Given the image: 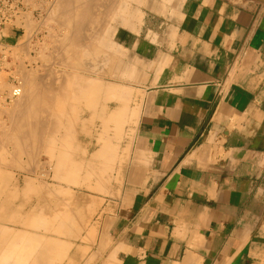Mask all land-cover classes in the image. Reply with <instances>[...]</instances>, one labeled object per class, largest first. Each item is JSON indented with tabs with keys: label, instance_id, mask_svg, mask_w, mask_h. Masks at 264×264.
<instances>
[{
	"label": "crops",
	"instance_id": "1",
	"mask_svg": "<svg viewBox=\"0 0 264 264\" xmlns=\"http://www.w3.org/2000/svg\"><path fill=\"white\" fill-rule=\"evenodd\" d=\"M139 8L142 22L121 21L113 36L131 68L112 113L123 105L131 119L99 242L116 243L112 264H264V0ZM24 174L10 182L15 209L52 216L53 191H27Z\"/></svg>",
	"mask_w": 264,
	"mask_h": 264
},
{
	"label": "rangeland",
	"instance_id": "2",
	"mask_svg": "<svg viewBox=\"0 0 264 264\" xmlns=\"http://www.w3.org/2000/svg\"><path fill=\"white\" fill-rule=\"evenodd\" d=\"M117 0H109V2H112V3H110V5H112L111 6V14H113V15H111L112 17H111V23L109 24H107L106 22L104 23V24H102L101 25V29L104 27V28H106L107 27V29L109 30V31H111L110 32V35L109 36H111V37H109L110 39H109V41H107L106 43H105V40L104 39H106L105 38V36H106V31L105 30H103V34H102V32L99 34L100 35V38H98V37H93V39H91V40H89L92 44H93V46L95 47V50H93L91 47L92 46H90V48H89V50H88V52L90 53V56L88 57V58H95V56H96V58L98 59V61L100 62L101 61V63H100V67H98V68H91L92 70L93 69H95V70H93L94 72H97L98 74H97V76H95V78L96 79H99V81H101L102 82V84H101V82L99 83V90H98V92H94V91H87V92H81L80 90H78V89H76L75 87V89L73 88L71 91H70V93H69V96H71L70 94H74L73 92L75 91V93L76 94H74L73 96H71V97H67V95L65 96V99L66 100H64V98H62V100H64V101H66L65 102V104H64V107H65V111H68V114L66 113V115L64 116V117H61V119H60V121H59V123H61V124H63V126H65L64 128H62L60 131H53V130H51V129H47L48 130V133H49V135H45L46 136V138H47V140H46V138L45 139H43V143L41 142V146H38V148H40V151L42 150V151H46V150H51L52 151V149L53 150H57V147L58 148H61V146H62V144H61V140H60V138L62 139L63 138V140L66 142V144H70V143H72V145H69V147L67 146V148H69V149H67L68 151L66 152V158H67V162H65L63 165H62V167H61V169L63 170V172L64 173H62L61 174V176H60V179H59V181L56 183L57 185V188H56V190H54L53 191V194H54V204L55 203H58L59 205H61L62 207H63V209H64V211L66 212V214L65 213H63L64 214V216L65 217H63V214H61V215H59V216H57V218L59 219V221H58V219L56 218V217H54V220L55 219H57V220H55V223L57 224V223H60V224H57V225H55L54 224V228H52V225H50V223L52 222L51 220L53 219V218H51L50 216H47L46 215V213H45V211H41V210H35V211H33V213H32V216L30 215V218L31 217H33L34 218V215L33 214H36V216H39V218L38 217H36V218H28V220H29V222H28V220H27V222L25 221H23L24 219H23V217L21 218L20 217V213H19V210L17 209H15V206H14V210L12 209V211L11 210H9L8 212H7V210L5 211V210H1V213H2V211H5V213H7V214H9L8 216H12V214H14L13 216H12V218L11 219H13V218H15V220L12 222V221H10L11 223H9V220H11V219H9L8 218V216L6 217V215L7 214H5V215H3L4 214V212L2 213V215H1V224L3 225H1V248L2 247H4V248H2L3 250H5L4 252L1 250V252H3L4 254H3V258H4V255H5V257L7 256L6 255V253H8L11 249H12V246L13 245H15L16 246V248H18L19 249V247H21V244H20V240L19 239H17V238H22L23 239V232H21L19 229H21V226L22 225H24V224H30V227L31 228H33L32 227V225L35 227V228H33V230H32V232H30V233H32L34 236H32L31 234L30 235H27L26 234V236L28 237V236H31L30 237V240H35V239H32V237L34 238V237H36L37 239L36 240H38L39 239V241H40V243H41V240L42 241H45L46 240V238H47V240L52 236V238L54 239V242L55 243H53L54 245H52V242H53V240L50 238V240L49 241H45L46 243H45V247H46V245H47V249H48V251H49V253H48V251H46V248H45V250L43 249V251L45 252V253H47V255L45 256V258L47 257V256H51L53 253H52V250H53V246H56L58 243L57 242H61V243H59L58 244V246L60 247L61 246V244H62V249H61V247L59 248V247H54L55 249H54V251H56L55 253H57V254H55V256L53 255L52 257H56V259L55 258H53V260H54V264L56 263V264H60V262H61V264H71V262H73V263H75V264H77V262H76V260L77 261H80V262H78V264H84L83 262H88L89 261V258H90V260L92 261V264H94V263H96V261H98V260H96L97 259V257H99V258H105L106 256H107V251H108V248H109V246H116L115 244V242H113L111 239H109L110 240V242H111V244H100V242H99V239H100V237H101V231H100V229L101 228H105V227H102V222H103V220H104V215H106V214H108V213H110V212H112V207H111V202L109 201V199L110 198H112V197H114V195H115V193H113V189L116 187V183H117V177H116V169L114 168V166H115V164H116V162L118 161V158H119V155H120V152H122V147H123V143H124V141H125V138H126V133H125V126H126V123H128V121L131 119V117H130V119L128 120V118H127V116L123 113V115L121 116V119H122V123H121V125H116V123H113L112 122V124H111V122H109V116L112 114V110H114V109H116V107L118 106L117 104H116V101H119L118 99H116L115 98V96L116 95H111L110 94V88L111 87H115V88H118L117 89V92L118 91H120V93L118 92L117 93V96H120V95H123V94H126L127 93V88H126V86H122V85H116V81H120V82H118V83H126L127 81H130V77H127V73H126V69H128L129 67L131 68V66L129 65V64H131V60L129 59V57L127 56V54L125 53V51H123V50H119L116 46H115V44L113 43V36H114V33L116 32V29H117V27H119V26H127L126 24L124 25V24H121V23H124V22H131V21H137V22H139V23H141L142 22V20H143V16H144V13L140 10V8L138 9V7H147V6H149V8L151 9V10H153V7H155L157 10H159L160 12H163V0H118V2H116ZM123 1V2H122ZM114 2V3H113ZM118 4V5H116V4ZM114 4H115V6H114ZM129 6V7H128ZM114 7V8H113ZM124 7V8H123ZM118 10V11H117ZM96 11V10H95ZM116 12H118V13H116ZM117 14V15H116ZM125 14V15H124ZM127 15V16H126ZM117 16V17H116ZM59 15H57V17L54 19V21L56 22H54L53 21V19L50 21V22H52V23H49V24H52L51 25V27H50V25L49 26H46L45 28H47V29H44V27H43V29H41V31H40V33H38V36H36L37 38H35V39H38V41L37 40H35V39H33V41H30V43H28V41H26V37L24 36L23 37V39L21 40L22 41V43L24 44V42H25V44L22 46V43L20 44L21 46L18 48V49H16L17 48V46H14V44H13V48H11L10 49V52H11V58H13V59H15L16 57L15 56H17L18 54H19V56H17V59H15V60H13V59H11L10 61H5V62H3L2 64V66H3V70H1L0 71V78H3L2 80L0 79V96H2L1 98H0V178H1V185H0V187H1V199L3 200L4 199V195L5 194H7V196H8V199L9 200H11V201H15V199H16V195L18 194V188L16 187V186H14V185H11L10 184V182H13L14 180H15V178H17L19 175H18V173L19 172H25V173H27V174H24V175H28V176H30V177H33V179H37V178H40V180H42V181H48V178H46V176H44L43 177V174L44 175H48L47 173H51L52 172V167L51 166H48V164L46 163V158L44 157V154H43V158L41 159V160H39L38 162L40 163H38L36 160H35V156L34 155H38L37 154V144H35V145H33V144H31V143H28V145H30V149H29V146L28 145H26L24 148L26 149V151L27 152H29V153H27V152H25L24 153V155H21L18 151H17V148L19 147L18 145H15V146H17L16 148H15V146H13L14 144H5L4 145V143H6L5 141H4V139L6 138L5 137V135L4 136H1V133H2V131H5L4 132V134H8V131H9V135H7L6 134V136H7V138L8 137H10V136H12V137H14L13 139H15V136H16V134H15V131L12 133V131H11V133L12 134H14V135H10V129L13 127V125H12V121H10V116H8V115H10V112H11V107L12 106H9L10 105V103H8L7 102V99L6 98H4L5 96H3L4 94H1V92H3V91H5L4 93H8L9 95V99H11V97H12V95H11V91L9 92L8 91V89H10L11 90V85L12 86H14L13 85V79H20L19 80V82L20 81H22V79H23V77H22V79H21V74H24V73H26V72H28L27 70H31L30 69V66H31V68H32V71L34 72V71H36L35 73H37V75L39 76V78L41 79L42 78V76L43 77H45V79L50 75V72H54L55 74L56 73H58V74H60V75H64V74H66V71H68V72H70L69 71V69H66V68H63V66H61V62H62V59H63V54H64V56H65V54H66V52H67V55H68V51L69 50H73L74 52H73V56H76V58H78L79 56H82V53L81 52H83V53H85V50L83 49V48H81V47H79V48H76L75 50L73 49V48H75V47H73V48H70V49H65V50H57L56 48H58L59 46H62L61 44L64 42L63 41V37H64V35H66V32H67V28L64 26H62V24H59L60 22L58 21L59 20ZM115 17V18H114ZM58 18V19H57ZM57 19V20H56ZM78 19V18H77ZM109 19V18H108ZM127 19V20H126ZM106 20H107V17H106ZM106 20H104V21H106ZM114 20V21H113ZM124 20V21H123ZM80 21V20H79ZM122 21V22H121ZM57 22H58V24H57ZM119 22H121L120 24H119ZM54 23V24H53ZM56 24V25H55ZM53 26V27H52ZM60 26V28H58ZM62 26V27H61ZM92 26H94V27H92ZM49 28H52L51 29V31H49L48 29ZM96 28V29H95ZM97 26H95L94 25V23H91L90 24V29L91 30H97ZM56 29H57V31H56ZM112 29V30H111ZM49 31V33L52 35V34H54V35H50L49 33H48V31ZM66 30V31H65ZM62 31V32H61ZM65 33H64V32ZM113 31V32H112ZM54 32V33H53ZM57 33V34H56ZM112 33V34H111ZM40 34V35H39ZM96 34V33H95ZM46 36V38H45V36ZM50 35V36H49ZM54 36V37H53ZM101 36L103 37V38H101ZM51 37H52V39H51ZM61 37V38H60ZM98 38V39H97ZM43 39V40H42ZM55 39V40H54ZM60 39V40H59ZM62 39V40H61ZM97 39V40H96ZM50 40V41H49ZM54 40V41H53ZM102 40H103V43H102ZM20 41V42H21ZM98 41V42H97ZM12 42V40L11 41H9V43H11ZM32 42V43H31ZM34 42V43H33ZM28 43V44H27ZM53 43V44H52ZM96 43H98V44H96ZM101 43V44H100ZM105 43V44H104ZM109 43V47L107 46V44ZM30 44V45H29ZM34 45V47H33V45ZM102 44H104V45H102ZM19 45V44H18ZM49 45V46H48ZM52 45V46H51ZM101 45H102V47H101ZM106 45V46H105ZM27 47L28 46V48L26 49L25 47ZM32 46V47H31ZM46 46V47H45ZM47 46H48V49L49 50H47ZM51 46V47H50ZM58 46V47H57ZM96 46H98L97 48H96ZM105 46V47H104ZM44 47L46 48V50L44 49ZM23 48V49H22ZM40 48L42 49V50H40ZM101 48V49H100ZM102 48H104V49H102ZM16 49V50H15ZM43 49H44V52H42L43 51ZM54 49V50H53ZM79 49V50H78ZM99 49V50H98ZM22 50V52H20ZM25 50H29V51H31V52H26ZM80 50H81V52H80ZM83 50V51H82ZM101 50V51H100ZM109 50H111V51H108ZM117 50V51H116ZM13 51L15 52V53H13ZM19 52V53H17V52ZM34 51V52H33ZM46 51H48V52H46ZM56 51V52H55ZM64 51V52H63ZM78 51V52H77ZM94 51V52H93ZM98 51V52H97ZM103 51V52H102ZM25 52V53H24ZM58 52L59 53H61V52H63L62 54H61V56H60V54H58ZM70 52V51H69ZM91 52H93V53H91ZM28 53V54H27ZM34 53V54H33ZM41 53V54H40ZM44 53V54H43ZM52 54V55H50V54ZM55 53V54H54ZM81 53V54H80ZM95 53H96V55H95ZM99 53V54H98ZM111 54L110 55V57L111 58H108L109 60H110V62H109V65L111 66H113L114 67V69H107V68H109L110 66H108L107 65V63H108V61L105 63V61H106V55L107 54ZM13 54H15L14 56H13ZM78 54H79V56H78ZM106 54V55H105ZM23 55V56H22ZM28 55V56H27ZM43 55H45L46 57H43ZM50 55V57H48ZM57 55V56H56ZM93 57H92V56ZM95 55V56H94ZM27 56V57H26ZM39 56V57H38ZM40 56H42V57H40ZM60 56V57H59ZM19 57V58H18ZM25 57V58H24ZM30 57H32V58H34V59H30ZM37 57V58H36ZM48 57V58H47ZM52 57V59H51V61L50 60H48V59H50ZM62 57V58H61ZM67 57V56H66ZM65 57V58H66ZM126 57H127V59H126ZM113 58H115V59H113ZM119 58V59H118ZM123 58V59H122ZM20 59V60H19ZM30 61H32L31 62V64L29 63V60ZM39 59V60H38ZM59 59V60H58ZM17 60V61H16ZM27 60V61H26ZM45 60V61H44ZM14 61V62H13ZM20 61V62H19ZM35 61V62H34ZM40 61H42V62H40ZM50 61V62H49ZM59 61H61V62H59ZM112 61H113V63H112ZM124 61V62H123ZM15 64V66H14V64ZM19 62V63H18ZM21 62H22V64H21ZM45 62V63H44ZM46 62L48 63H51V67H52V69L50 68V69H47L48 68V64H47V67L45 66V64H46ZM127 62V63H126ZM9 63H10V65H9ZM18 63V64H17ZM121 65H120V64ZM24 64V65H23ZM36 64V65H35ZM42 64H44L43 66H42ZM60 64V65H59ZM105 65V67L106 68H103L104 67V65ZM12 65V66H11ZM20 65H21V67H23L21 70H18V68L20 67ZM27 67H26V66ZM108 67H107V66ZM46 68H45V67ZM121 66V67H120ZM126 66H128V67H126ZM12 67V68H11ZM20 67V68H21ZM37 68V70H36V68ZM39 67L40 68H43V69H39ZM5 68H8V71H6V69ZM15 68V69H14ZM19 68V69H20ZM27 69V70H25V69ZM101 68V69H100ZM16 69H17V71H16ZM34 69V70H33ZM90 69V70H91ZM121 69V70H120ZM50 70H52V71H50ZM55 70H57V71H55ZM61 70V72L63 71H65L64 73L62 72V73H60L59 71ZM91 70V71H92ZM110 70V71H109ZM13 71V72H12ZM23 71V73H21V72ZM25 71V72H24ZM38 71V72H37ZM48 71V72H47ZM50 71V72H49ZM102 73H101V72ZM130 71V70H129ZM129 71H127V72H129ZM19 74H18V73ZM47 72V73H46ZM40 73V74H39ZM45 73H46V75H45ZM106 73V74H105ZM108 73V74H107ZM111 73V74H110ZM43 74V75H42ZM133 74V73H132ZM40 75H42L41 77H40ZM45 75V76H44ZM20 76V77H19ZM37 76V77H38ZM100 76V77H99ZM101 76H103V79H102V77ZM128 76H131V75H129L128 74ZM5 77V78H4ZM15 77V78H14ZM17 77H19V78H17ZM39 78H37V80H39ZM4 79H6V81H8V82H5L4 81ZM8 79V80H7ZM105 79V80H104ZM44 80V79H43ZM40 81V80H39ZM5 82V83H4ZM7 85V86H6ZM9 85H10V87H9ZM103 85V86H102ZM101 86V87H100ZM102 88V89H101ZM104 88V89H103ZM106 89V90H105ZM108 90V91H107ZM102 92V93H101ZM81 93V94H80ZM122 93V94H121ZM120 94V95H119ZM76 95H78V96H76ZM84 95V96H83ZM91 95V96H90ZM101 95V96H100ZM7 96V97H8ZM11 96V97H10ZM90 96V97H89ZM97 96V97H96ZM73 97H77L78 99H74ZM86 97V98H85ZM89 97V98H88ZM95 97H96V99H95ZM114 97V98H113ZM2 98H4L5 100V102H3V99ZM13 98V97H12ZM17 98H19V97H16L15 99H17ZM67 98L69 99V101H67ZM70 98H73V99H70ZM79 98H80V100H79ZM92 98V99H91ZM95 99V100H94ZM89 100V102H90V104L91 105H89V102H87ZM79 101H80V103H79ZM84 101H85V103H84ZM91 101H93L94 103H91ZM7 103V104H6ZM84 104V105H83ZM75 105V106H74ZM80 105V106H79ZM86 105V106H85ZM88 106H90L88 109H86V107H88ZM67 107V108H66ZM85 107V108H84ZM104 108V109H103ZM6 111H5V110ZM85 109V110H84ZM71 110V111H70ZM78 112H77V111ZM81 110V111H80ZM88 110H90V111H88ZM74 111H75V113H74ZM8 113V114H7ZM93 113H94V115H93ZM5 114H7V115H5ZM95 114H96V116H95ZM68 116V117H67ZM106 116V117H105ZM96 117V118H95ZM105 118H106V120H105ZM73 119V120H72ZM8 120H9V123H8ZM77 120V121H76ZM66 121V122H65ZM72 121V122H71ZM102 121V122H101ZM89 122V123H88ZM11 123V124H10ZM71 123V124H70ZM7 124V125H6ZM68 124V125H67ZM5 125L6 126H9V127H6L7 128V130L5 129ZM10 125L12 126V127H10ZM67 126H69V127H67ZM84 126V127H83ZM93 126V127H92ZM108 126V127H107ZM123 127V128H122ZM9 128V129H8ZM81 128V129H80ZM15 130H16V128H14ZM69 129H71V130H69ZM122 129V130H121ZM12 130H13V128H12ZM69 130V131H68ZM72 130H74V131H72ZM107 130V131H106ZM121 130V131H120ZM53 131V132H52ZM72 131V132H71ZM46 132V131H45ZM107 132V133H106ZM118 132V133H117ZM53 133V135H51ZM57 133V134H56ZM72 133L74 134L73 136H72ZM65 134V135H64ZM69 134V135H68ZM3 135V134H2ZM58 136V138L56 137V136ZM90 135V136H89ZM100 135V136H99ZM117 135V136H116ZM64 136L67 138H64ZM70 136V137H69ZM108 136V137H107ZM120 136V137H119ZM3 137V138H2ZM49 137V138H48ZM52 138H55L56 139V141H58L56 144L58 145H56L54 142H52L51 141V139ZM100 138V139H99ZM102 138L105 140V141H102ZM108 138V139H107ZM2 139V140H1ZM10 140L12 139V138H9ZM8 139V140H9ZM16 139H17V137H16ZM121 139V140H120ZM45 140L47 141V142H45ZM67 140V141H66ZM97 140V141H96ZM108 140V141H107ZM71 141V142H70ZM15 142H17L16 140H15ZM74 142V143H73ZM93 142H94V144H93ZM97 142V143H96ZM105 142V143H104ZM108 142V143H107ZM47 143V144H46ZM49 143V144H48ZM54 143V144H53ZM96 143V144H95ZM112 143V144H111ZM3 144V145H2ZM45 144V145H44ZM53 144V145H52ZM91 144V145H90ZM100 146H99V145ZM108 145V144H110V145H108V147H107V149H106V155H102V154H100V156L97 158L96 157V153L98 154L99 152L98 151H100L101 150V145L103 146V145ZM31 145H33L32 147H31ZM44 145V146H43ZM51 145V146H50ZM2 146V147H1ZM7 146V147H6ZM50 148H49V147ZM110 146V147H109ZM6 147V148H5ZM42 147V148H41ZM52 147V148H51ZM3 148V149H2ZM20 148V147H19ZM18 148V149H19ZM35 148V150L33 151V149ZM43 148H45V149H43ZM65 148V147H64ZM83 148V149H82ZM111 148V149H110ZM114 148V149H113ZM4 149H6V152H5V150ZM8 149V150H7ZM11 149H12V153L10 152L11 151ZM73 150V152H71L72 150ZM29 150V151H28ZM32 150V151H31ZM76 152H75V151ZM94 151V152H93ZM108 151V152H107ZM111 151H114V152H116V154H117V158L116 159H113V161H112V163H111V166L110 167H108L109 165V163L108 162H106L105 161V157L106 158H109V154H110V152ZM3 152V153H2ZM16 154H15V153ZM9 153H11V156H10V154ZM13 153H14V158H15V155H17L16 156V158L14 159V158H12L13 156ZM18 153H19V156H18ZM31 153H33V156L31 157ZM36 153V154H35ZM6 154V156H4ZM91 155V156H90ZM4 156V157H3ZM95 156V157H94ZM103 156H105V157H103ZM6 157V158H5ZM12 158V159H11ZM19 160H21V161H18V159ZM22 158V159H21ZM28 158V159H27ZM33 158V159H32ZM2 159H5V161H2ZM7 159V160H6ZM8 159H9V161H8ZM31 159V160H30ZM13 160H15V161H13ZM17 161V162H16ZM26 161H27V163H26ZM30 162V164L32 163V161H35V162H33V163H36V164H32L30 167H29V165L30 164H28L29 162ZM73 161V162H72ZM3 162V163H2ZM22 162L24 163V165H20L19 163H21L22 164ZM42 162V163H41ZM99 162V163H98ZM106 162V163H105ZM2 163V164H1ZM8 163V164H7ZM11 163V164H10ZM26 163V164H25ZM38 163V164H37ZM87 163V164H86ZM100 163H102V164H100ZM108 163V164H107ZM16 164H17V166H16ZM42 164V165H41ZM72 164V165H71ZM89 164V165H88ZM93 164V165H92ZM96 164H98L99 165V167H95V165ZM4 165H6V166H4ZM18 165H20V166H18ZM26 165V166H25ZM36 165V167H34ZM100 165H102V166H100ZM21 166H23L22 167V169H21ZM38 166V167H37ZM66 167V168H65ZM95 167V168H94ZM20 169V170H19ZM24 169V170H23ZM27 169V170H26ZM95 169V170H94ZM97 169V170H96ZM107 169V170H106ZM112 169V170H111ZM4 170V171H3ZM100 170V171H99ZM10 171V172H9ZM33 171L34 172H38V174L37 173H33ZM96 171H99V172H96ZM4 172V173H3ZM7 173V174H6ZM66 173H68V174H66ZM71 173V174H70ZM9 174V175H8ZM106 174V175H105ZM36 175V176H35ZM37 175H38V177H37ZM40 175H41V177H40ZM68 175V176H67ZM111 175V176H110ZM109 176H110V178H109ZM95 177V178H94ZM8 178H9V180H8ZM79 178V179H78ZM102 178V179H101ZM103 178H105V179H103ZM109 178V180H107V179ZM116 178V179H115ZM35 179V180H36ZM112 179V180H111ZM6 180V181H5ZM38 180V179H37ZM105 180V181H104ZM64 181V182H63ZM90 181V182H89ZM108 181H111V182H108ZM70 183V184H69ZM100 183V184H99ZM108 183H110V184H108ZM59 184V185H58ZM81 186V187H80ZM101 186V187H100ZM110 186V187H109ZM7 187V188H6ZM16 187V188H15ZM90 187V188H89ZM4 188V189H3ZM10 188V189H9ZM5 189H6V191H7V189L10 191V190H12V191H7V193H6V191H5ZM61 189V190H60ZM58 190V191H57ZM71 190V191H70ZM15 192V194H13L14 192ZM60 191V192H59ZM68 192V193H67ZM70 192V193H69ZM85 193V194H84ZM111 193V194H110ZM69 195V196H68ZM7 196H5V199H7ZM81 196V197H80ZM10 197V198H9ZM12 197V198H11ZM77 197V198H76ZM84 197V199H82ZM86 197V198H85ZM67 198V199H66ZM68 198H69V200H68ZM72 198V199H71ZM79 199L80 201L81 200H83L84 202H85V204H84V206H81V208L80 209H77L75 206H74V201H73V199ZM72 200V201H71ZM13 202H12V204H13ZM73 203V204H71V203ZM88 202V203H87ZM96 202V210L94 209L95 208V206H92V205H94V203ZM61 203V204H60ZM66 205H65V204ZM89 203H91V205L89 204ZM14 204H15V202H14ZM88 204V205H87ZM88 207H90V208H88ZM94 207V208H93ZM1 209H3V208H1ZM73 210V211H72ZM93 210V211H92ZM34 212H36V213H34ZM17 213H19V214H17ZM16 214V215H15ZM70 215V216H69ZM77 215V216H76ZM3 216H5V217H3ZM14 216H16V217H14ZM68 216V217H67ZM20 217V218H19ZM86 217V218H85ZM22 219V220H17V219ZM40 218L43 220H41V222H40ZM48 218L50 219L51 218V222L48 220ZM66 218V221L64 220ZM75 218H76V222L75 221H73V220H75ZM78 218H79V220H78ZM4 219H6V220H4ZM25 219H26V217H25ZM33 219V220H32ZM61 219V220H60ZM82 219V220H81ZM87 219H88V222H87ZM17 220V221H16ZM33 221V222H31V221ZM80 222H78V221ZM15 221L16 222H20V223H16L15 224ZM38 222L39 223V225L42 223V225H41V227L36 223V222ZM50 222L49 224H48V222ZM68 221H69V223H68ZM5 222V223H4ZM72 222H73V224H72ZM78 222V225L76 224L75 225V223H77ZM85 222V223H84ZM36 224V225H34V224ZM43 223H44V226H43ZM54 223V222H53ZM87 223V224H86ZM21 224V225H20ZM52 224V223H51ZM63 224V225H62ZM69 224V225H68ZM79 224H81L82 226H80ZM46 225V226H45ZM73 225L75 226V227H77L76 229H75V227H73ZM39 228V231L37 230L38 228ZM60 226H64L65 227V229H66V231L64 230V228L62 229ZM46 227V228H45ZM50 227H51V230H50ZM69 227V228H68ZM72 227V228H71ZM80 227V228H79ZM81 227H83V228H81ZM44 228L46 229L45 230V232H44ZM49 228V230H47ZM74 228V230H73V232L71 231L72 229ZM93 228H95L96 230H97V233L95 232L94 233V231H91V229H93ZM16 229V230H15ZM68 229L71 231H69L68 232ZM80 229V230H79ZM35 230V231H34ZM52 230H53V232H52ZM58 230H60V231H58ZM90 230V231H89ZM47 231V232H46ZM79 231V232H78ZM89 231V232H88ZM50 234H49V233ZM51 232H52V234H51ZM64 232V233H63ZM22 235H21V234ZM36 233V234H35ZM37 233H38V235H37ZM80 233V235H78V234ZM86 233V234H85ZM94 233V234H93ZM15 234V235H14ZM20 235L19 237L17 236V235ZM29 234V233H28ZM63 234V235H62ZM90 234V235H89ZM6 235V236H5ZM36 235V236H35ZM59 235V236H58ZM68 235V236H67ZM85 235H87V236H85ZM92 235H94L93 237H92ZM16 236H17V238H16ZM26 236L24 235V238H26ZM38 236V237H37ZM39 236H41V237H39ZM45 236H48V237H45ZM73 236V237H72ZM83 236H85L86 237V239L88 240H86V239H84V238H81V237H83ZM91 238H90V237ZM96 236V237H95ZM8 237V238H7ZM45 237V238H44ZM75 237V238H74ZM77 237H79V238H77ZM15 238L17 239V241H19V242H16L15 241ZM29 238V237H28ZM67 238V239H66ZM73 238V239H72ZM77 238V239H76ZM89 238H90V240H89ZM95 238V239H94ZM109 238V237H108ZM6 239V243H5V240ZM13 241H12V240ZM57 241H56V240ZM94 239V240H93ZM35 240V241H36ZM52 240V241H51ZM59 240V241H58ZM64 240H66V241H64ZM71 241V242H69V245L67 244V245H65V243H68V241ZM3 241H4V244H3ZM63 241V242H62ZM93 241V242H92ZM8 242V243H7ZM10 242H12L13 243V245H10V244H12V243H10ZM14 242H15V244H14ZM38 242V241H37ZM48 242V243H47ZM17 243V244H16ZM6 244V245H5ZM7 244L9 245L8 246V248H7ZM19 244V245H18ZM41 244H43V246H44V242H42ZM41 244L39 245V247H41ZM70 244H72V245H70ZM77 244H78V246L79 247H77ZM38 245V244H37ZM49 245H51L50 247H52V248H50L51 250H49ZM64 245V246H63ZM86 246V247H85ZM14 247V246H13ZM39 247L37 246V248L39 249ZM71 247V248H70ZM108 247V248H107ZM9 248H10V250H9ZM42 248H44V247H41L39 250L41 251L42 250ZM59 248V249H58ZM64 248H66V249H64ZM69 248V252H67L68 249ZM8 249V250H7ZM76 249V250H75ZM115 249H118L117 247L115 248ZM59 250H62L61 252H58ZM93 251V252H92ZM96 251V252H95ZM6 252V253H5ZM67 252V253H66ZM52 253V254H51ZM61 253H62V255H61ZM63 253L64 254H67V255H69V256H66L65 257V259H63L64 257V255H63ZM96 253V254H95ZM50 254V255H49ZM59 254H60V256H59ZM91 254H93V255H91ZM95 254V255H94ZM98 254V255H97ZM1 256H2V253H1ZM84 256V257H83ZM89 256V257H88ZM36 257V256H35ZM83 257V258H82ZM91 257H92V259H91ZM94 257V258H93ZM118 252H117V255L115 256V259L113 258V260H112V258H111V260L112 261H115L116 262V259H117V261H118ZM34 258V257H33ZM43 258H44V256H43ZM60 258H62V259H60ZM71 258V259H70ZM72 258H74V259H72ZM88 258V259H87ZM96 258V259H95ZM5 259V258H4ZM6 259H7V257H6ZM59 259H60V262H59ZM79 259V260H78ZM83 259H86V260H83ZM62 260V261H61ZM71 260V261H70ZM73 260H75V261H73ZM93 260H96L95 262L93 261ZM16 261H18V260H16ZM56 261V262H55ZM69 261V262H68ZM83 261V262H82ZM67 262V263H66ZM86 262V264H91L90 263V261L87 263ZM106 262V261H105ZM114 262V263H115ZM72 263V264H73Z\"/></svg>",
	"mask_w": 264,
	"mask_h": 264
},
{
	"label": "bare ground",
	"instance_id": "3",
	"mask_svg": "<svg viewBox=\"0 0 264 264\" xmlns=\"http://www.w3.org/2000/svg\"><path fill=\"white\" fill-rule=\"evenodd\" d=\"M120 1V0H119ZM116 2H118V0L116 1ZM123 2V1H122ZM110 3H112V2H109V0H43V4H42V6H43V9H44V12L43 13H38V16H33L31 13H34V14H37V10H38V8H37V6H36V4L35 5H33L32 6V11L30 12V13H23V15H22V18L20 19V21H22L24 24H23V26H24V28H25V37H26V41H28V43H30V41H33V39H35V38H37L36 36H38V33H40V31H41V29H43V27H44V29H47V28H45L46 26H49L50 25V27H51V25L52 24H49V23H52V22H50L52 19H53V21H54V19L57 17V15H59V24H62V26L64 25L66 28H67V32H66V35H64V37H63V43L61 44L62 46H57L58 48H56L57 50H65V49H70V48H73V47H75V48H73L74 50L76 49V48H79V47H81V48H83L84 50H85V53H83V52H81V50H80V52L82 53V56H79V54H78V58H76V56H73V50L71 49V50H69L68 51V55H67V52H66V54H65V56H64V54H63V59H62V62L61 61H59V62H61V66H63V68H66V69H69V71L70 72H68V71H66V74H64V75H60V74H58V73H54L52 70H50V71H52V72H50V75L45 79V77H43L42 75H40V77L42 76V78L40 79L39 78V76L37 75V73H35L36 71H32V68H31V66H30V71L29 70H27V69H25V70H27L28 72H26V73H24V74H21V79H22V77H23V79H22V81H20L19 82V80L18 79H13V85L14 86H12L11 85V90L10 89H8V91L10 92L11 91V95H12V97H11V99H9V94L7 93H4L5 91H3V92H1V94H4L3 96H5L4 98H6L7 99V102L8 103H10V105L9 106H12L11 107V112H10V115H8V116H10L9 118H10V121H12V125H13V127L10 125V127H12L13 128V130H12V128L10 129V135H14V134H12L14 131H15V134H16V136H15V139H13L14 137H12V136H10V137H8L7 138V136H6V134H4V132L5 131H2V133H1V136H4L5 135V139H4V141L6 142V143H4V145L5 144H14L13 146H15V145H18L19 147V149L17 148V151L21 154V155H24V153L25 152H27L26 151V149L24 148L26 145H28V143H31V144H33V145H35V144H37V154L38 155H34L35 156V160L38 162L39 160H41L42 158H43V154H44V157L46 158V163L48 164V166H51L52 167V172L49 174V173H47L48 175H44L43 174V177L44 176H46V178H48V181L46 182V181H42V180H40V178H35L36 180L35 181H33L32 180V183H30L29 185H25L26 186V189H27V191H31L32 193H35V194H38V196L39 195H42V194H46V193H48V192H51V191H54V190H56V188H57V182L59 181V179H60V176H61V174L62 173H64L63 172V170L61 169V167H62V165L65 163V162H67L68 160H67V158H66V152L68 151L67 149H69V148H67V147H65V146H69V145H72V143H70L69 145H66V142L63 140V138L61 139L60 138V142H61V144H62V146H61V148H58L57 147V150H53L52 149V151L51 150H46V151H40V148H38V146H41V142L43 141V139H45L46 138V134L48 133V130L47 129H51V130H53V131H60L62 128H64L65 126H63V124H61V123H59V121H60V119H61V117H64L65 115H66V113L68 114V111H65V107H64V104H65V102L66 101H64V100H66L65 99V96L67 95V97L69 98V97H71V96H73L74 94H76L75 93V91L73 92L74 94H70L71 96H69V93H70V91L75 87L76 89H78V90H80L81 92H87V91H96V92H98V90L100 89L99 88V83L101 82V81H99V79H96L95 78V76H97V72H94L93 70H95L96 68H98V67H100L101 65H100V63H101V61L99 62L98 61V59L96 58V53H95V58L93 57V58H88L89 56H90V51L88 52V50H89V48H90V46H92L91 48L93 49V50H95V47L93 46V44L89 41V40H91V39H93V37H98V38H100V33L102 32V34H103V30H105L106 31V36H105V38L106 39H104L105 40V43L107 42V41H109V37H111V36H109L110 35V32L111 31H109L108 29H107V27L106 28H102L101 29V25L102 24H104L105 22L108 24H110L111 23V15H113V14H111V12L113 11H111V6L112 5H110ZM114 3V2H113ZM116 4V3H115ZM115 4H114V6H115ZM116 5H118V4H116ZM39 7H41V4L39 5ZM129 7V6H128ZM114 8V7H113ZM124 8V7H123ZM96 10V11H95ZM118 11V10H117ZM116 13H118V12H116ZM117 15V14H116ZM125 15V14H124ZM127 16V15H126ZM106 17H107V20H106ZM117 17V16H116ZM57 18V19H58ZM78 18V19H77ZM109 18V19H108ZM115 18V17H114ZM56 19V20H57ZM80 20V21H79ZM104 20H106V21H104ZM127 20V19H126ZM114 21V20H113ZM124 21V20H123ZM55 22V21H54ZM56 23V22H55ZM91 23H94V25L95 26H97L98 28H97V30H91L90 29V24ZM54 24V23H53ZM57 24H58V22H57ZM58 24V25H59ZM56 25V24H55ZM61 26V27H62ZM63 26V27H64ZM53 27V26H52ZM92 27H94V26H92ZM58 28H60V26L58 27ZM51 29L52 28H49L48 30L49 31H51ZM96 29V28H95ZM47 30V31H48ZM112 30V29H111ZM49 31H48V33H49ZM56 31H57V29H56ZM66 31V30H65ZM62 32V31H61ZM64 32V31H63ZM113 32V31H112ZM54 33V32H53ZM65 33V32H64ZM96 33V34H95ZM50 34V33H49ZM57 34V33H56ZM100 34V35H99ZM112 34V33H111ZM40 35V34H39ZM51 35V34H50ZM49 35V36H50ZM52 35H54V34H52ZM51 35V36H52ZM45 36V35H44ZM47 36V35H46ZM46 36H45V38H46ZM54 37V36H53ZM61 38V37H60ZM97 38V39H98ZM101 38H103L102 36H101ZM51 39H52V37H51ZM96 39V40H97ZM35 40H37L38 41V39H35ZM43 40V39H42ZM55 40V39H54ZM53 40V41H54ZM60 40V39H59ZM62 40V39H61ZM21 41V39L20 40H17V42L16 43H14V46H17V48L16 49H18L21 45V43H22V41ZM50 41V40H49ZM98 42V41H97ZM27 43V44H28ZM32 43V42H31ZM34 43V42H33ZM102 43H103V40H102ZM104 43V44H105ZM16 44V45H15ZM19 44V45H18ZM24 44H25V42H24ZM23 43H22V46L24 45ZM53 44V43H52ZM96 44H98V43H96ZM101 44V43H100ZM104 44H102V45H104ZM11 46H12V48H13V44H10ZM30 45V44H29ZM33 45V44H32ZM102 45H101V47H102ZM49 46V45H48ZM48 46H47V50H49L48 49ZM52 46V45H51ZM50 46V47H51ZM106 46V45H105ZM104 46V47H105ZM107 46L109 47L110 45H109V43L107 44ZM25 47V46H24ZM32 47V46H31ZM33 47H34V45H33ZM46 47V46H45ZM44 47V49L46 50V48ZM98 46H96V48H97ZM26 49L28 48V46L27 47H25ZM90 48V49H91ZM15 49V50H16ZM23 49V48H22ZM29 49V48H28ZM44 49H43V51L42 52H44ZM101 49V48H100ZM102 49H104V48H102ZM40 50H42L41 48H40ZM54 50V49H53ZM79 50V49H78ZM99 50V49H98ZM26 52H28L27 50H25ZM32 51V50H31ZM31 51H29V52H31ZM66 51V50H65ZM76 51V50H75ZM83 51V50H82ZM96 51V50H95ZM101 51V50H100ZM108 51V50H107ZM109 51H111V50H109ZM108 51V52H109ZM117 51V50H116ZM12 52V51H11ZM11 52H10V54H11ZM17 52V51H16ZM20 52H22V50L20 51ZM34 52V51H33ZM46 52H48V51H46ZM56 52V51H55ZM64 52V51H63ZM63 52H61V53H59L58 52V54H60V56H61V54L63 53ZM78 52V51H77ZM94 52V51H93ZM93 52H91V53H93ZM98 52V51H97ZM103 52V51H102ZM13 53H15L14 51H13ZM17 53H19V52H17ZM25 53V52H24ZM75 53V52H74ZM80 53V54H81ZM28 54V53H27ZM34 54V53H33ZM41 54V53H40ZM44 54V53H43ZM50 54V53H49ZM55 54V53H54ZM76 54V53H75ZM94 54V53H93ZM99 54V53H98ZM107 54V53H106ZM105 54V55H106ZM15 54H13V56H14ZM50 55H52V54H50ZM50 55L48 56V57H50ZM110 53L109 54H107L106 56V61H105V63L108 61V63H107V65L108 66H110L109 65V62H110V60L108 59V58H111L110 57ZM17 56H19V54L17 55ZM17 56H15L16 58L15 59H17ZM23 56V55H22ZM28 56V55H27ZM26 56V57H27ZM57 56V55H56ZM59 56V57H60ZM67 56V57H66ZM12 57V56H11ZM39 57V56H38ZM40 57H42V56H40ZM43 57H46L45 55H43ZM42 57V58H43ZM47 57V58H48ZM66 57V58H65ZM19 58V57H18ZM25 58V57H24ZM37 58V57H36ZM62 58V57H61ZM13 59V58H12ZM15 59H13V60H15ZM30 59H34V58H32V57H30ZM51 59H52V57L50 58V59H48V60H50L51 61ZM113 59H115V58H113ZM119 59V58H118ZM123 59V58H122ZM126 59H127V57H126ZM20 60V59H19ZM29 60V59H28ZM39 60V59H38ZM59 60V59H58ZM5 61H9L8 59H5L3 62H5ZM17 61V60H16ZM27 61V60H26ZM45 61V60H44ZM49 61V62H50ZM14 62V61H13ZM12 62V63H13ZM20 62V61H19ZM18 62V63H19ZM31 62L32 61H30L29 60V63L31 64ZM35 62V61H34ZM40 62H42V61H40ZM48 62V63H49ZM124 62V61H123ZM17 63V64H18ZM33 63V62H32ZM45 63V62H44ZM47 62H46V64H45V66L47 67V64H48ZM112 63H113V61H112ZM127 63V62H126ZM14 64V63H13ZM21 64H22V62H21ZM120 64V63H119ZM3 65V64H2ZM9 65H10V63H9ZM24 65V64H23ZM36 65V64H35ZM44 64H42V66H43ZM49 66H48V68L47 69H52V67L50 66L51 65V63H49L48 64ZM60 65V64H59ZM100 65V66H99ZM104 65V64H103ZM106 65V66H107ZM121 65V64H120ZM12 66V65H11ZM14 66H15V64H14ZM26 66V65H25ZM44 66V67H45ZM107 66V67H108ZM20 67H21V65H20ZM19 67V68H20ZM27 67V66H26ZM43 67V68H44ZM45 67V68H46ZM50 67V68H49ZM121 67V66H120ZM126 67H128V66H126ZM12 68V67H11ZM18 68V70H21L23 67H21L20 69ZM36 68V67H35ZM43 68H40L39 67V69L41 70V69H43ZM91 68H95V69H91ZM103 68H106L105 67V65H104V67ZM15 69V68H14ZM92 71H91V70ZM101 69V68H100ZM107 69H114V67L111 65L109 68H107ZM23 70V69H22ZM34 70V69H33ZM36 70H37V68H36ZM44 70V69H43ZM121 70V69H120ZM16 71H17V69H16ZM55 71H57V70H55ZM110 71V70H109ZM126 71V73H127V69L125 70ZM13 72V71H12ZM21 72V71H20ZM25 72V71H24ZM38 72V71H37ZM48 72V71H47ZM46 72V73H47ZM58 72V71H57ZM60 73H62L61 72V70L59 71ZM65 72V71H64ZM63 72V73H64ZM101 72V71H100ZM18 73V72H17ZM21 73H23V71L21 72ZM46 73H45V75H46ZM102 73V72H101ZM19 74V73H18ZM40 74V73H39ZM106 74V73H105ZM108 74V73H107ZM111 74V73H110ZM44 75V76H45ZM38 76V77H37ZM1 77V76H0ZM20 77V76H19ZM19 77H17V78H19ZM100 77V76H99ZM102 77V79H103V76H101ZM5 78V77H4ZM15 78V77H14ZM37 78H39V80H37ZM1 80L3 79V78H0ZM44 79V80H43ZM8 80V79H7ZM105 80V79H104ZM4 81L5 82H8V81H6V79H4ZM4 82V83H5ZM1 83V82H0ZM101 84H102V82H101ZM7 86V85H6ZM103 86V85H102ZM9 87H10V85H9ZM101 87V86H100ZM1 88V87H0ZM74 88V89H75ZM102 89V88H101ZM104 89V88H103ZM106 90V89H105ZM111 90V89H110ZM108 91V90H107ZM112 91V90H111ZM111 91H110V94H111ZM119 93H120V91H118ZM102 93V92H101ZM81 94V93H80ZM122 94V93H121ZM112 95H116L115 94V91H114V93L112 94ZM120 95V94H119ZM8 96V97H7ZM76 96H78V95H76ZM84 96V95H83ZM91 96V95H90ZM89 96V97H90ZM101 96V95H100ZM117 96V95H116ZM126 96V94H123V95H120L119 97H123V99H124V97ZM2 96H0V98H1ZM16 97H19V98H17V99H15ZM88 97V98H89ZM97 97V96H96ZM96 97H95V99H96ZM4 98H2L3 99V102H5L4 100ZM62 98H64V100H62ZM67 98V101H69V99ZM74 99L76 98V99H78L77 97H73ZM73 98H70V99H73ZM86 98V97H85ZM116 98V97H115ZM75 99V100H76ZM92 99V98H91ZM94 99V100H95ZM79 100H80V98H79ZM126 100V99H125ZM124 100V101H125ZM77 101V100H76ZM87 102H89V100L87 101ZM79 103H80V101H79ZM84 103H85V101H84ZM91 103H94L93 101H91ZM7 104V103H6ZM124 104V103H123ZM127 104V103H126ZM84 105V104H83ZM89 105H91L90 104V102H89ZM75 106V105H74ZM80 106V105H79ZM86 106V105H85ZM90 106H88V107H86V109H88ZM67 108V107H66ZM85 108V107H84ZM91 108V107H90ZM104 109V108H103ZM5 110V109H4ZM85 110V109H84ZM123 110H124V106L123 105H121V108H119L118 110H116V111H114L110 116H109V122H111V124H112V122L113 123H116V125H121V123L123 122L122 121V119H121V116L123 115ZM6 111V110H5ZM71 111V110H70ZM77 111V110H76ZM81 111V110H80ZM88 111H90V110H88ZM78 112V111H77ZM74 113H75V111H74ZM8 114V113H7ZM7 114H5V115H7ZM93 115H94V113H93ZM95 116H96V114H95ZM68 117V116H67ZM106 117V116H105ZM96 118V117H95ZM73 120V119H72ZM105 120H106V118H105ZM77 121V120H76ZM122 121V122H121ZM66 122V121H65ZM72 122V121H71ZM102 122V121H101ZM8 123H9V120H8ZM89 123V122H88ZM11 124V123H10ZM71 124V123H70ZM7 125V124H6ZM5 125V129L7 130V128L6 127H9V126H6ZM68 125V124H67ZM67 127H69V126H67ZM84 127V126H83ZM93 127V126H92ZM108 127V126H107ZM14 128H16V130L14 129ZM123 128V127H122ZM9 129V128H8ZM81 129V128H80ZM69 130H71V129H69ZM68 130V131H69ZM122 130V129H121ZM120 130V131H121ZM8 131V130H7ZM11 131H12V133H11ZM46 131V132H45ZM52 131V132H53ZM72 131H74V130H72ZM71 131V132H72ZM107 131V130H106ZM107 133V132H106ZM118 133V132H117ZM3 134V135H2ZM57 134V133H56ZM7 135H9V131H8V134ZM47 135H49V133L47 134ZM51 135H53V133L51 134ZM65 135V134H64ZM69 135V134H68ZM74 134L72 133V136H73ZM50 136V135H49ZM56 136V135H55ZM90 136V135H89ZM100 136V135H99ZM117 136V135H116ZM16 137H17V139H16ZM57 138H58V136H56ZM67 137V136H66ZM65 136H64V138H66ZM70 137V136H69ZM108 137V136H107ZM120 137V136H119ZM3 138V137H2ZM9 138H12L11 140L9 139ZM49 138V137H48ZM9 139V140H8ZM51 139V138H50ZM67 139V138H66ZM100 139V138H99ZM108 139V138H107ZM2 140V139H1ZM15 140L17 141V142H15ZM46 140H47V138H46ZM45 140V142H47ZM106 140V139H105ZM103 138H102V141H105ZM121 140V139H120ZM51 141L52 142H54L55 144L58 142V141H56V139L55 138H52L51 139ZM67 141V140H66ZM97 141V140H96ZM108 141V140H107ZM71 142V141H70ZM43 143V142H42ZM53 143V144H54ZM74 143V142H73ZM97 143V142H96ZM95 143V144H96ZM105 143V142H104ZM108 143V142H107ZM47 144V143H46ZM49 144V143H48ZM52 144V145H53ZM58 144V143H57ZM56 144V145H57ZM93 144H94V142H93ZM112 144V143H111ZM3 145V144H2ZM33 145H31V147L33 146ZM45 145V144H44ZM43 145V146H44ZM91 145V144H90ZM99 145V144H98ZM108 145H110V144H108ZM108 145L106 144H104L103 146L101 145V150L100 151H98L99 153L97 154L96 153V157L98 158L99 156H100V154H102V152L103 151H105L106 149H107V147H108ZM29 146V149H30V145H28ZM51 146V145H50ZM58 146V145H57ZM100 146V145H99ZM2 147V146H1ZM7 147V146H6ZM5 147V148H6ZM17 146H15V148H16ZM34 147V146H33ZM49 147V146H48ZM65 147V148H64ZM110 147V146H109ZM42 148V147H41ZM50 148V147H49ZM52 148V147H51ZM3 149V148H2ZM43 149H45V148H43ZM83 149V148H82ZM111 149V148H110ZM114 149V148H113ZM1 150V149H0ZM5 150V152H6V149H4ZM8 150V149H7ZM35 150V148L33 149V151ZM66 150V151H65ZM72 150V149H71ZM14 151V150H13ZM12 151V149H11V153L13 152ZM29 151V150H28ZM32 151V150H31ZM75 151V150H74ZM71 152H73V150L71 151ZM76 152V151H75ZM94 152V151H93ZM108 152V151H107ZM3 153V152H2ZM11 153H9L10 154V156H11ZM15 153V152H14ZM14 153H13V157L12 158H14ZM17 153V152H16ZM15 153V154H16ZM19 153H18V156H19ZM27 153H29V152H27ZM106 153V152H105ZM105 153H103V155H106ZM32 155H31V157L33 156V153H31ZM36 154V153H35ZM4 156H6V154L4 155ZM3 156V157H4ZM16 156L17 155H15V158H16ZM25 156V155H24ZM33 156V157H34ZM91 156V155H90ZM113 156V155H112ZM7 157V156H6ZM5 157V158H6ZM20 157V156H19ZM95 157V156H94ZM103 157H105V156H103ZM107 157V156H106ZM11 158V159H12ZM14 158V159H15ZM18 159V158H17ZM22 159V158H21ZM28 159V158H27ZM33 159V158H32ZM99 159V158H98ZM7 160V159H6ZM31 160V159H30ZM2 161H5V159H2ZM8 161H9V159H8ZM13 161H15V160H13ZM18 161H21V160H19L18 159ZM106 161V160H105ZM17 162V161H16ZM29 162V161H28ZM31 162V161H30ZM30 162L28 163V164H30ZM33 162H35V161H32V163L29 165V167L32 165V164H36V163H33ZM73 162V161H72ZM3 163V162H2ZM1 163V164H2ZM26 163H27V161H26ZM25 163V164H26ZM39 163V162H38ZM37 163V164H38ZM42 163V162H41ZM99 163V162H98ZM106 163V162H105ZM8 164V163H7ZM11 164V163H10ZM20 165H24V163L22 162V164L21 163H19ZM40 164V163H39ZM66 164V163H65ZM87 164V163H86ZM101 164V163H100ZM108 164V163H107ZM20 165H18V166H20ZM42 165V164H41ZM72 165V164H71ZM89 165V164H88ZM93 165V164H92ZM96 165H98V164H96ZM103 165V164H102ZM101 165V166H102ZM4 166H6V165H4ZM16 166H17V164H16ZM26 166V165H25ZM64 166V165H63ZM22 167L23 166H21V169H22ZM34 167H36V165L34 166ZM38 167V166H37ZM98 167V166H97ZM96 167V168H97ZM66 168V167H65ZM95 168V167H94ZM20 170V169H19ZM24 170V169H23ZM27 170V169H26ZM95 170V169H94ZM97 170V169H96ZM107 170V169H106ZM112 170V169H111ZM4 171V170H3ZM100 171V170H99ZM99 171H96V172H99ZM119 171V170H118ZM10 172V171H9ZM4 173V172H3ZM33 173H37L38 174V172H34L33 171ZM7 174V173H6ZM66 174H68V173H66ZM71 174V173H70ZM9 175V174H8ZM106 175V174H105ZM36 176V175H35ZM68 176V175H67ZM111 176V175H110ZM27 177V176H26ZM25 177V178H26ZM37 177H38V175H37ZM40 177H41V175H40ZM2 178V177H1ZM29 178V177H28ZM95 178V177H94ZM110 178V177H109ZM109 178L107 179V180H109ZM17 179V178H16ZM79 179V178H78ZM102 179V178H101ZM103 179H105V178H103ZM116 179V178H115ZM8 180H9V178H8ZM28 180H30V179H28ZM112 180V179H111ZM6 181V180H5ZM27 181V180H26ZM105 181V180H104ZM29 182V181H28ZM64 182V181H63ZM90 182V181H89ZM109 182V181H108ZM36 183V184H35ZM25 184V183H24ZM27 184V183H26ZM70 184V183H69ZM100 184V183H99ZM108 184H110V183H108ZM59 185V184H58ZM81 187V186H80ZM101 187V186H100ZM110 187V186H109ZM7 188V187H6ZM16 188V187H15ZM90 188V187H89ZM4 189V188H3ZM10 189V188H9ZM61 190V189H60ZM5 191H6V189H5ZM7 191H9L8 189H7ZM7 191H6V193H7ZM10 191H12V190H10ZM9 191V192H10ZM58 191V190H57ZM71 191V190H70ZM14 192V191H13ZM60 192V191H59ZM18 193H19V190H18ZM56 193V192H55ZM54 193V194H55ZM68 193V192H67ZM70 193V192H69ZM0 194H2L1 193V187H0ZM13 194H15V192L13 193ZM49 194V193H48ZM51 194V193H50ZM52 194H53V192H52ZM85 194V193H84ZM111 194V193H110ZM2 196V195H1ZM5 196H7V194H5L4 195V199L2 200L1 199V208H3V209H1V210H7V212L9 211V210H11L12 211V209L14 208V202L13 201H11V200H9L8 199V196H7V199H5ZM34 196V195H33ZM69 196V195H68ZM40 197V196H39ZM46 197V196H45ZM45 197L44 196H42L41 198H43L42 200L39 198V201H38V204L39 205H41V204H43L44 206H45V204H46V201H45ZM55 197V196H54ZM81 197V196H80ZM10 198V197H9ZM12 198V197H11ZM20 198V197H19ZM37 198V197H36ZM77 198V197H76ZM86 198V197H85ZM18 199V198H17ZM67 199V198H66ZM72 199V198H71ZM80 199V198H79ZM79 199H73V201H74V206L77 208V209H80L81 208V206H84V204H85V202L83 201V200H79ZM82 199H84V197L82 198ZM32 200V199H31ZM68 200H69V198H68ZM20 201V200H19ZM18 201V202H19ZM72 201V200H71ZM12 202H13V204H12ZM49 203V202H48ZM71 203V202H70ZM88 203V202H87ZM96 203V202H95ZM21 204V203H20ZM37 204V203H36ZM35 204V205H36ZM61 204V203H60ZM65 204V203H64ZM71 204H73V203H71ZM90 205H91V203H89ZM17 205V204H16ZM66 205V204H65ZM88 205V204H87ZM30 206V205H29ZM50 206H51V208H52V211H51V214H52V216L50 215V217L51 218H53L52 220H51V218L49 219L48 218V220L52 223H50V222H48V224L50 223V225H52V228H54V224L55 225H57V224H60V223H55V220H57L58 218H57V216H59V215H61V214H63V213H65L66 214V212L64 211V209H63V207L61 206V205H59L58 203H55L54 204V201L53 202H51L50 201ZM92 206H94V205H92ZM47 207V206H46ZM88 208H90V207H88ZM94 208V207H93ZM24 209V208H23ZM14 210V209H13ZM17 210V209H16ZM28 210V209H27ZM48 210V209H47ZM5 211H2V213L4 212V214L3 215H5V214H7V213H5ZM30 211V210H29ZM28 211V212H29ZM73 211V210H72ZM93 211V210H92ZM27 212V211H26ZM2 213H1V215H2ZM20 213V212H19ZM19 213H17V214H19ZM32 213H33V211H32ZM32 213H30V215L32 216ZM34 213H36V212H34ZM10 214V213H9ZM9 214H7L6 215V217L9 215ZM27 214V213H26ZM37 214V213H36ZM36 214H33L34 215V218H36V217H38L39 218V216H36ZM11 215V214H10ZM14 214H12V216H13ZM16 215V214H15ZM12 216L10 217V216H8V218L9 219H11L12 218ZM70 216V215H69ZM77 216V215H76ZM3 217H5V216H3ZM14 217H16V216H14ZM20 217H22V216H20ZM19 217V218H20ZM54 217H56L57 219H55L54 220ZM63 217H65L64 216V214H63ZM68 217V216H67ZM2 218V217H1ZM17 219V220H22V219ZM31 218H33V217H31ZM30 218V219H31ZM33 218V219H34ZM86 218V217H85ZM28 219V218H27ZM27 219H24L23 221L25 222H27ZM32 219V220H33ZM37 219V218H36ZM4 220H6V219H4ZM15 220V218H13V219H11V220H9V223H11L10 221H14ZM16 220V221H17ZM41 218H40V222H41ZM61 220V219H60ZM65 221H66V218L64 219ZM78 220H79V218H78ZM77 220V221H78ZM82 220V219H81ZM0 221H2V220H0ZM15 221V224L16 223H20L19 221L18 222H16ZM31 221V220H30ZM43 221V220H42ZM58 221H59V219H58ZM73 221H75L76 222V218H75V220H73ZM31 222H33V221H31ZM36 222V221H35ZM54 222V223H53ZM79 222V221H78ZM78 222L77 223H75V225L77 224L78 225ZM87 222H88V219H87ZM5 223V222H4ZM38 225H39V223L38 222H36ZM68 223H69V221H68ZM80 223V222H79ZM85 223V222H84ZM34 224V223H33ZM72 224H73V222H72ZM87 224V223H86ZM2 225V224H1ZM21 225V224H20ZM25 225V224H24ZM30 225V224H29ZM29 225H28V227H29ZM34 225H36V224H34ZM41 225H42V223L39 225L40 227H41ZM63 225V224H62ZM69 225V224H68ZM80 226H82L81 224H79ZM3 226V225H2ZM27 226V225H26ZM43 226H44V223H43ZM46 226V225H45ZM32 227L33 228H35L33 225H32ZM37 227V226H36ZM39 227V228H40ZM62 229L64 228V230L66 231V229H65V227L64 226H60ZM73 227H75L74 225H73ZM31 228V227H30ZM33 228H31L32 230H33ZM38 228V227H37ZM39 228L37 229L38 231H39ZM46 228V227H45ZM44 228V232H45V229ZM69 228V227H68ZM72 228V227H71ZM77 227H75V229H76ZM80 228V227H79ZM81 228H83V227H81ZM16 230V229H15ZM20 230V229H19ZM47 230H49V228L47 229ZM50 230H51V227H50ZM49 230V231H50ZM73 230H74V228L71 230L72 232H73ZM80 230V229H79ZM35 231V230H34ZM58 231H60V230H58ZM70 230L68 229V232H69ZM70 231V232H71ZM90 231V230H89ZM88 231V232H89ZM91 231H94V233H95V228H93V229H91ZM28 232V231H27ZM47 232V231H46ZM52 232H53V230H52ZM52 232H51V234H52ZM79 232V231H78ZM49 233V232H48ZM64 233V232H63ZM93 233V234H94ZM97 233V232H96ZM2 234V233H1ZM21 234V233H20ZM23 234V233H22ZM21 234V235H22ZM26 234L27 235H32V236H34L32 233H24L23 234V239L22 238H20L19 236L20 235H17L19 238H17V236H16V238L17 239H19L20 240V244H21V247H19V249L18 248H16V246L15 245H13V243L12 242H10V243H12V244H10V245H13L12 246V249L10 250V248H9V252L8 253H6V257H7V259H6V257H5V255H4V258H3V252L5 251V250H3L2 248H4V247H2L1 248V250L3 251V252H1L2 253V256H1V264H26L27 262H29V261H33L35 258H33V257H35L36 256V259H38L39 261L41 260V259H43V256H44V260L47 262V258L49 259L50 258V256H47V258H45V256L47 255V253H45L46 251H48V249L46 248L47 247V245H46V247H45V241L47 240V238H46V240L45 241H42L41 240V243L42 242H44V246H43V244H41L40 243V241H39V239L38 240H36L37 238L36 237H32V239H35V240H30V237L31 236H26ZM36 234V233H35ZM50 234V233H49ZM78 234V233H77ZM86 234V233H85ZM15 235V234H14ZM24 235L26 236V238H24ZM37 235H38V233H37ZM63 235V234H62ZM78 235H80V233L78 234ZM90 235V234H89ZM2 236V235H1ZM6 236V235H5ZM36 236V235H35ZM59 236V235H58ZM68 236V235H67ZM85 236H87V235H85ZM85 236H83V237H81V238H84ZM94 235H92V237H93ZM38 237V236H37ZM39 237H41V236H39ZM45 237H48V236H45ZM44 237V238H45ZM73 237V236H72ZM90 237V236H89ZM96 237V236H95ZM8 238V237H7ZM15 238V241L16 242H19V241H17V239ZM42 238V237H41ZM49 238V237H48ZM52 240H53V242H52V245H54L53 243H55L54 242V239L52 238V236L50 237ZM50 238L47 240V241H49L50 240ZM75 238V237H74ZM77 238H79V237H77ZM76 238V239H77ZM91 238V237H90ZM90 238H89V240H90ZM67 239V238H66ZM73 239V238H72ZM84 239H86V237L84 238ZM95 239V238H94ZM93 239V240H94ZM12 240V239H11ZM14 240V239H13ZM12 240V241H13ZM51 240V241H52ZM56 240V239H55ZM87 240V239H86ZM5 241V243H6V239L4 240ZM4 241H3V244H4ZM38 241V242H37ZM57 241V240H56ZM59 241V240H58ZM64 241H66V240H64ZM68 241V240H67ZM88 241V240H87ZM63 242V241H62ZM69 242H71V241H68V243H65V245H69ZM93 242V241H92ZM8 243V242H7ZM48 243V242H47ZM58 244L59 243H61V242H57ZM14 244H15V242H14ZM17 244V243H16ZM38 244V245H37ZM41 244V247H44V248H42V250L40 251L39 249L41 248V247H39V245ZM58 244L56 245L57 247H59L58 246ZM6 245V244H5ZM19 245V244H18ZM70 245H72V244H70ZM8 244H7V248H8ZM37 246L39 247V249L37 248ZM51 245H49V250H51L50 248H52V247H50ZM56 246H53V250H52V255H51V257L54 255L55 256V254H57V253H55L56 251H54V247H56ZM61 246H62V244H61ZM60 246V247H61ZM64 246V245H63ZM73 246V245H72ZM59 247V248H60ZM77 247H79L78 246V244H77ZM86 247V246H85ZM117 246H109V248H108V251H107V256L105 257V258H108L107 260H106V263L105 264H109L108 262H110V264H112L111 262H115V261H112L113 260V258L115 259V256L117 255V252H118V249H115ZM45 248H46V251L44 252L43 251V249L45 250ZM58 248V249H59ZM71 248V247H70ZM61 249H62V247H61ZM64 249H66V248H64ZM8 250V249H7ZM68 251L67 252H69V248L67 249ZM76 250V249H75ZM62 250H59L58 252H61ZM63 252V251H62ZM66 252V253H67ZM93 252V251H92ZM96 252V251H95ZM48 253H49V251H48ZM96 254V253H95ZM94 254V255H95ZM50 255V254H49ZM61 255H62V253H61ZM63 259H65V257L66 256H69V255H67V254H64L63 253ZM66 255V256H65ZM91 255H93V254H91ZM98 255V254H97ZM191 255V254H190ZM59 256H60V254H59ZM192 256V255H191ZM84 257V256H83ZM82 257V258H83ZM89 257V256H88ZM31 258H33V260H31ZM53 258H55L56 259V257H53ZM67 258V257H66ZM94 258V257H93ZM98 259H96V260H99V257H97ZM111 258H112V260H111ZM187 258H189V260H190V256H188ZM186 258V259H187ZM60 259H62V258H60ZM60 259H59V262H60ZM71 259V258H70ZM72 259H74V258H72ZM88 259V258H87ZM91 259H92V257H91ZM100 259H104V258H100ZM193 260H195L194 259V257L192 258ZM16 260H18V261H16ZM79 260V259H78ZM83 260H86V259H83ZM96 260H93L94 262L96 261ZM117 260V259H116ZM188 260V261H189ZM34 261H36V260H34ZM33 261V262H34ZM38 261V262H39ZM43 261V260H42ZM41 261V262H42ZM44 261V262H45ZM62 261V260H61ZM71 261V260H70ZM73 261H75V260H73ZM89 261H90V263L92 264V261L90 260V258H89ZM88 261V262H89ZM100 261V260H99ZM105 261V260H104ZM108 261V262H107ZM191 261V260H190ZM32 262V263H33ZM51 262V261H50ZM56 262V261H55ZM69 262V261H68ZM76 262H77V264H78V262H80V261H77L76 260ZM83 262V261H82ZM87 262V261H86ZM86 262L84 263V264H86ZM87 262V263H88ZM101 262V261H100ZM186 262V261H185ZM195 262V261H194ZM35 263V262H34ZM36 263H37V261H36ZM35 263V264H36ZM40 263V262H39ZM43 263V262H42ZM42 263H40V264H42ZM57 263V262H56ZM55 263V264H56ZM67 263V262H66ZM73 262H71V264H72ZM104 263V262H103ZM176 263V262H175ZM174 263V264H175ZM38 264V263H37ZM45 264V263H44ZM53 264V263H52ZM60 264H61V262H60ZM73 264H75V263H73ZM101 264H102V262H101ZM186 264V263H185ZM194 264V263H193Z\"/></svg>",
	"mask_w": 264,
	"mask_h": 264
},
{
	"label": "built area",
	"instance_id": "4",
	"mask_svg": "<svg viewBox=\"0 0 264 264\" xmlns=\"http://www.w3.org/2000/svg\"><path fill=\"white\" fill-rule=\"evenodd\" d=\"M35 4L38 8L37 14H31L38 16V13L44 12L43 0H0V71L3 70V61L12 59L9 54L12 48L10 44L22 40L25 35L24 23L20 21L23 13H30ZM5 69L8 71V68Z\"/></svg>",
	"mask_w": 264,
	"mask_h": 264
}]
</instances>
